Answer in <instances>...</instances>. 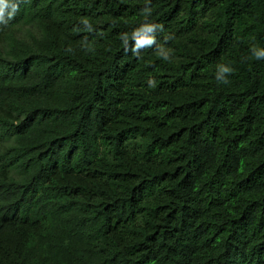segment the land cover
<instances>
[{
	"label": "trees",
	"instance_id": "16d2710c",
	"mask_svg": "<svg viewBox=\"0 0 264 264\" xmlns=\"http://www.w3.org/2000/svg\"><path fill=\"white\" fill-rule=\"evenodd\" d=\"M15 2L0 264H264V0ZM146 6L163 31L137 56Z\"/></svg>",
	"mask_w": 264,
	"mask_h": 264
},
{
	"label": "clouds",
	"instance_id": "9594fccd",
	"mask_svg": "<svg viewBox=\"0 0 264 264\" xmlns=\"http://www.w3.org/2000/svg\"><path fill=\"white\" fill-rule=\"evenodd\" d=\"M147 3L150 4V0H147ZM11 7V11L7 13L8 19L5 20V11ZM18 10V4L15 0H0V24L7 25L8 21L14 16L15 12ZM145 21L142 22L138 27H136L132 32L131 36L127 33L121 35V40L124 45L125 52L131 51L134 55H139L141 49L152 48L154 45H157L156 33L157 31H163V26L156 22L148 21L147 17L151 15L150 7H145L144 10ZM82 24L86 25L87 31H92L93 26L88 19H82ZM130 40L132 43L130 44ZM162 46H157V51L160 52L163 56V59H169L167 53L162 52ZM71 51V49H68ZM252 57L256 60L264 59V48L253 46L251 49ZM234 69L226 64H220L217 66L216 80L218 83H228V75L233 73ZM227 74V75H225ZM150 87L155 86V81L149 79L148 81Z\"/></svg>",
	"mask_w": 264,
	"mask_h": 264
}]
</instances>
